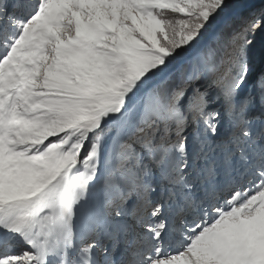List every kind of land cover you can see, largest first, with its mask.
<instances>
[{"label":"snow or ice","instance_id":"1","mask_svg":"<svg viewBox=\"0 0 264 264\" xmlns=\"http://www.w3.org/2000/svg\"><path fill=\"white\" fill-rule=\"evenodd\" d=\"M0 264H264V0H0Z\"/></svg>","mask_w":264,"mask_h":264}]
</instances>
